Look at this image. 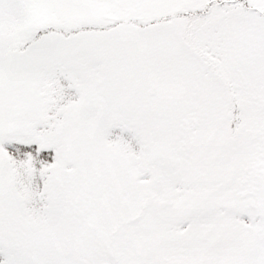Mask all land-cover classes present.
Returning <instances> with one entry per match:
<instances>
[{"label": "snow or ice", "instance_id": "snow-or-ice-1", "mask_svg": "<svg viewBox=\"0 0 264 264\" xmlns=\"http://www.w3.org/2000/svg\"><path fill=\"white\" fill-rule=\"evenodd\" d=\"M0 264H264V0H0Z\"/></svg>", "mask_w": 264, "mask_h": 264}]
</instances>
